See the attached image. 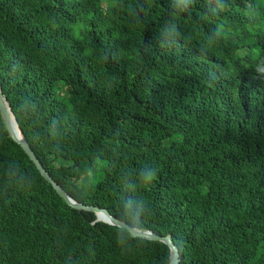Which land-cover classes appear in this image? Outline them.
<instances>
[{
	"label": "trees",
	"instance_id": "16d2710c",
	"mask_svg": "<svg viewBox=\"0 0 264 264\" xmlns=\"http://www.w3.org/2000/svg\"><path fill=\"white\" fill-rule=\"evenodd\" d=\"M0 87L77 202L180 264H264V0H0ZM169 260L0 112V264Z\"/></svg>",
	"mask_w": 264,
	"mask_h": 264
},
{
	"label": "water",
	"instance_id": "95a60500",
	"mask_svg": "<svg viewBox=\"0 0 264 264\" xmlns=\"http://www.w3.org/2000/svg\"><path fill=\"white\" fill-rule=\"evenodd\" d=\"M0 112L3 117V120L5 122V125L7 127V130L11 136V138L17 142L23 151L27 154V156L30 158V160L34 163V165L37 167L39 170L40 174L44 177V179L52 185V187L55 189L57 194L72 208L77 209L79 211H87V212H92L96 215V221H103L109 225L116 226L122 229L127 230L133 238H140V239H146L150 241H157L164 243L165 245L168 246L170 250V260L169 264H180L181 258H180V252L179 248L176 246V244L173 241V238L171 235L167 236H161L157 235L152 231L148 230H140L137 229L128 223H126L123 220H120L116 217H114L107 209L104 208H98L96 206H91V205H84L82 203L77 202L75 199L70 197L67 192L52 178V176L49 174V172L46 170L45 166L39 159V157L35 154V152L32 150L30 144L24 137L21 129L19 128V125L17 123V119L12 111V108L10 104L7 102L6 98L3 96L2 89L0 87ZM14 118L20 132L22 135V139L19 140L12 129L11 126V116ZM98 214H102L103 220H101L98 216Z\"/></svg>",
	"mask_w": 264,
	"mask_h": 264
},
{
	"label": "bare ground",
	"instance_id": "6f19581e",
	"mask_svg": "<svg viewBox=\"0 0 264 264\" xmlns=\"http://www.w3.org/2000/svg\"><path fill=\"white\" fill-rule=\"evenodd\" d=\"M10 116H11V126H12V129H13V132H14L15 136H16L19 140H21V139H22L21 132H20V130H19V128H18V126H17V124H16L14 118L12 117V114H10ZM98 216H99V218H100L101 220H103V216H102V214H98Z\"/></svg>",
	"mask_w": 264,
	"mask_h": 264
},
{
	"label": "clouds",
	"instance_id": "9594fccd",
	"mask_svg": "<svg viewBox=\"0 0 264 264\" xmlns=\"http://www.w3.org/2000/svg\"><path fill=\"white\" fill-rule=\"evenodd\" d=\"M146 178L149 182H151L155 178V172L150 170L146 173Z\"/></svg>",
	"mask_w": 264,
	"mask_h": 264
}]
</instances>
